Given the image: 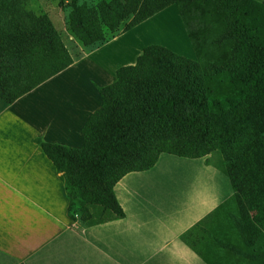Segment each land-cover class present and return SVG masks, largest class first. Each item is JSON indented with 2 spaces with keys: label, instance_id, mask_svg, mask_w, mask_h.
Here are the masks:
<instances>
[{
  "label": "trees",
  "instance_id": "1",
  "mask_svg": "<svg viewBox=\"0 0 264 264\" xmlns=\"http://www.w3.org/2000/svg\"><path fill=\"white\" fill-rule=\"evenodd\" d=\"M28 1L0 0V99L8 105L47 81L43 62L67 54L52 21L27 11ZM76 2L68 26L86 50L175 6L195 60L146 46L98 88L101 107L80 148L34 140L60 174L69 219L83 228L123 219L114 186L125 175L151 170L161 154L205 158L232 194L181 241L206 264H264V3Z\"/></svg>",
  "mask_w": 264,
  "mask_h": 264
},
{
  "label": "crops",
  "instance_id": "2",
  "mask_svg": "<svg viewBox=\"0 0 264 264\" xmlns=\"http://www.w3.org/2000/svg\"><path fill=\"white\" fill-rule=\"evenodd\" d=\"M129 33L63 66L60 55L43 62L46 82L11 105L0 99V264H206L180 236L232 189L205 158L161 154L114 186L123 219L83 228L69 219L60 174L34 142L82 146V128L101 107L98 88L115 81L121 62L113 61L123 55L122 66L133 65L142 52L112 53Z\"/></svg>",
  "mask_w": 264,
  "mask_h": 264
},
{
  "label": "rangeland",
  "instance_id": "3",
  "mask_svg": "<svg viewBox=\"0 0 264 264\" xmlns=\"http://www.w3.org/2000/svg\"><path fill=\"white\" fill-rule=\"evenodd\" d=\"M71 1L72 0H29L27 3V11L47 15L52 21L55 30L62 38L68 55L66 53L60 55L62 58L60 59L61 62L59 66H63L64 60L68 58L67 56L72 55L74 59V54L79 55L80 53L82 56L83 50H86L79 45L69 30L68 20L72 10V6H70ZM100 1L101 0H77L76 4L94 6ZM258 1L264 3V0ZM130 32L131 33L125 36L120 43L115 45V50H112L114 55L117 54L115 52L121 50L131 54L134 53V50L137 51L139 48L143 49L146 46L158 45L169 49L179 56L195 60L193 49L175 6H170L163 12L133 28ZM117 59L118 60H114L113 62L120 61L122 64H125L128 60L127 56L124 57L123 55H121V58L117 57ZM121 63L116 66V69L122 66Z\"/></svg>",
  "mask_w": 264,
  "mask_h": 264
}]
</instances>
